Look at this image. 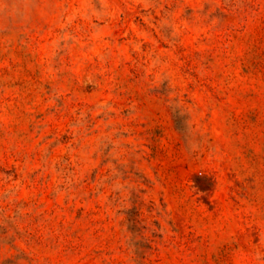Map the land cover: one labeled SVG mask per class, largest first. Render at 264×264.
Returning a JSON list of instances; mask_svg holds the SVG:
<instances>
[{
	"label": "rangeland",
	"instance_id": "374dc122",
	"mask_svg": "<svg viewBox=\"0 0 264 264\" xmlns=\"http://www.w3.org/2000/svg\"><path fill=\"white\" fill-rule=\"evenodd\" d=\"M0 264H264V0H0Z\"/></svg>",
	"mask_w": 264,
	"mask_h": 264
}]
</instances>
